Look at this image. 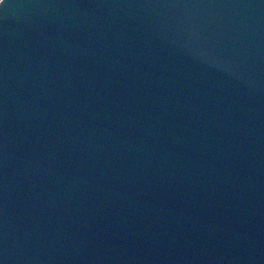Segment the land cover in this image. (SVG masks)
Segmentation results:
<instances>
[{
	"label": "water",
	"instance_id": "95a60500",
	"mask_svg": "<svg viewBox=\"0 0 264 264\" xmlns=\"http://www.w3.org/2000/svg\"><path fill=\"white\" fill-rule=\"evenodd\" d=\"M0 264H264V0H0Z\"/></svg>",
	"mask_w": 264,
	"mask_h": 264
}]
</instances>
